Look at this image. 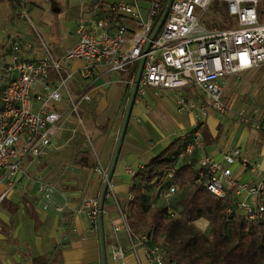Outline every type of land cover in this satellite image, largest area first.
<instances>
[{
    "label": "built area",
    "instance_id": "obj_1",
    "mask_svg": "<svg viewBox=\"0 0 264 264\" xmlns=\"http://www.w3.org/2000/svg\"><path fill=\"white\" fill-rule=\"evenodd\" d=\"M145 1L149 4L146 17L141 0L108 3L95 16L81 17L76 27L77 41L61 59L44 42L37 53L23 36L13 38L11 45L9 39L0 53V188L6 187L0 193V202L16 188L30 163L55 148V140L70 116L78 127L85 128L82 105L92 101L88 89L98 68L127 73L126 86L132 94L135 91L136 99L145 97L148 91L156 95L174 91L180 112L199 110L206 117L210 110L220 116L230 111L221 87L224 80L264 67L260 0H173L165 10L159 1ZM215 3L225 4L231 17L223 28L205 23ZM75 63L79 68L70 70ZM76 75L85 84L78 94L71 89ZM194 89L202 98L186 97V92ZM238 117L240 123L264 134V111L254 110L249 116L240 113ZM203 128L199 120L172 157L173 168L155 185V200L163 203L169 216H180L172 205L178 188L166 184L178 168L187 165L195 172L197 187L220 200H231L228 221L242 217L250 223L264 224V171L246 161L239 149L226 153L223 161L204 153ZM198 152L203 153L196 160ZM236 162L249 164L260 180L239 182L231 169ZM101 173L105 197L115 199L109 176ZM38 191L45 200L44 210H64L65 204L58 201L52 184L40 181ZM82 208L88 215L90 232L97 233L102 204L88 197ZM148 239L141 236L142 242ZM132 247L135 249L134 243ZM124 251L119 249L115 256H123ZM147 257L153 264H176L166 262L160 244L147 247Z\"/></svg>",
    "mask_w": 264,
    "mask_h": 264
},
{
    "label": "crops",
    "instance_id": "obj_2",
    "mask_svg": "<svg viewBox=\"0 0 264 264\" xmlns=\"http://www.w3.org/2000/svg\"><path fill=\"white\" fill-rule=\"evenodd\" d=\"M50 1L53 14L65 13V16L74 17L77 27L81 17H93L100 7L120 0H99L97 5L93 0ZM219 5L226 7L225 4ZM26 8L35 13L41 11L42 5L39 0H0V53L9 39L11 45L17 36H23L34 45L37 53L41 52V42L36 35L19 31L18 24L24 18ZM227 22L228 19L218 25L212 23L207 26L223 28ZM57 23L58 17L51 18L52 28L55 26L57 29ZM43 39L53 54L61 59L65 51L75 45L76 29L69 32L67 43L55 34L43 36ZM79 66L75 63L69 69L75 71ZM254 76L255 70L221 83L227 106L232 100L236 102L234 106H246L242 99L252 96L251 80ZM128 77L127 73H112L98 68L88 89L92 101L82 105V116L87 119L83 131L78 130L75 118L70 116L55 140V148L30 163L26 167V175L20 177L16 188L0 202V264H153L147 257V247L153 246L149 245L150 239L142 242L141 236L145 234L135 233L136 225H141V222H137L138 209L132 203V187L144 167L172 143L177 142V146L170 155L182 148L203 117L198 111L187 112L186 122H175L170 112L172 103L168 100L174 91L160 95L148 91L145 97L133 102L124 128L126 108L128 110L131 100L126 86ZM83 85L76 75L71 89L78 94L85 89ZM176 107L179 113H183L178 110L177 104ZM220 118L210 110L205 123L202 122L203 130L208 131L204 153L223 161L226 153L239 149L246 161L264 171V134L240 123L237 117L230 131L226 132V139L220 142ZM101 119L105 120L103 124ZM176 132L178 137L169 145ZM89 142L94 155L88 152ZM202 153L198 152L195 159ZM68 156L72 163L63 169L60 163ZM231 169L239 182L257 183L260 180L258 172L249 164L236 162ZM100 171L109 176L115 199L105 197L106 189ZM40 181L54 186L58 201L65 204L62 212L43 209L45 200L38 191ZM5 188L2 186L0 193ZM154 188L147 194L141 208L162 204L160 200H155ZM88 197L97 198L102 203L97 233L90 232L88 215L82 208ZM195 225L203 232L209 229V221L205 218L197 220ZM119 249L125 250L121 257L115 256ZM166 262L169 263L167 259Z\"/></svg>",
    "mask_w": 264,
    "mask_h": 264
},
{
    "label": "trees",
    "instance_id": "obj_3",
    "mask_svg": "<svg viewBox=\"0 0 264 264\" xmlns=\"http://www.w3.org/2000/svg\"><path fill=\"white\" fill-rule=\"evenodd\" d=\"M160 3L165 10L169 0ZM219 7L217 3L212 6L224 15L226 7ZM129 97H132L131 92ZM203 134L207 139L208 131L203 130ZM176 146L177 142L172 143L147 164L137 175L138 180L132 187V203L138 209L137 222H140V217L148 214L149 245L157 243L156 239L160 237L166 259L176 264H264V224L250 223L242 217L228 221L226 212L231 206V200H220L204 188L197 187L195 172L190 166L178 168L174 178L166 184V187L176 185L178 188L172 205L180 211L179 217L169 216L163 203L153 208H141L148 192L173 168L172 157L181 149L170 155ZM201 218L209 221V229L205 232L195 225ZM140 231V225H136L135 232Z\"/></svg>",
    "mask_w": 264,
    "mask_h": 264
},
{
    "label": "rangeland",
    "instance_id": "obj_4",
    "mask_svg": "<svg viewBox=\"0 0 264 264\" xmlns=\"http://www.w3.org/2000/svg\"><path fill=\"white\" fill-rule=\"evenodd\" d=\"M39 4L42 5V9H41L42 12L37 11L35 13L34 12L32 13V11H29L26 8L25 13L23 14L24 18L18 24L19 31L27 35H30L31 33L33 35H36L39 42L41 43L44 41L43 36L46 37V35H49V34H55L61 39L62 42L67 43L69 32L72 30L75 31L76 29L75 18L67 16V15L65 16V13L59 14V15L53 14L52 13V1L50 0H39ZM148 6H149L148 2H146L145 0H141V7L143 8V14L145 17H146ZM219 6H220L219 9H221L222 6L221 5ZM258 12L260 16V21L264 23V0H260ZM36 14L38 15L36 16ZM41 15H43L42 18H41ZM53 17H58L57 29H55V26L54 28L50 26L51 18ZM227 19H231V17L229 16L227 7L225 8L224 15H221L219 10L211 8V10L207 14V21L205 23L208 25H211L212 23L215 25H218L221 22H226ZM251 83L253 85L252 96L244 97L242 99L243 103H245L246 106H244L243 104H241L240 106L239 105L234 106L236 102L234 100L229 101L228 108L230 110L233 107V109L230 112H228L226 115L220 116L221 117L220 124L222 125V128H221L222 134L220 136V142L226 139V132L230 131L232 126L235 124V120H237V117L241 111H243V113L246 114L247 116H249L250 113L253 112L254 110H259L261 112L264 111V67L255 70V76L251 80ZM186 93H187L186 95L189 98L192 97L193 95H198L199 98H202L200 92L195 89L192 91H188ZM176 94L177 92H173L168 97V100L172 103L170 104L171 116L174 118L175 122H186V119H188V113L187 112L179 113L177 111V107L175 103ZM197 111L199 113L198 112L196 113H198L201 117H203L201 122L205 123L206 117L202 116V113L199 110ZM83 120H84V123H87L86 118H83ZM104 121L105 120L101 119L100 123L103 124ZM78 130L81 132L83 131V129L80 127H78ZM177 137H178V133L176 132V134L168 142L169 145H170V142L172 143ZM90 142L88 144V152H90L91 155H94V149L91 146ZM70 163L72 162L70 161V158L68 156V157H65V159L63 158V160L60 163V166H62L64 169V167H67ZM150 193L151 192H148V195ZM115 205L118 206L116 202H115ZM137 216L138 215L136 214V217ZM147 217H148V214L146 216L140 217L141 231L137 233L148 235L149 229L147 227ZM156 242L162 243V239L159 237L156 239Z\"/></svg>",
    "mask_w": 264,
    "mask_h": 264
},
{
    "label": "water",
    "instance_id": "obj_5",
    "mask_svg": "<svg viewBox=\"0 0 264 264\" xmlns=\"http://www.w3.org/2000/svg\"><path fill=\"white\" fill-rule=\"evenodd\" d=\"M94 3L97 5L99 3V0H93ZM173 0H169V3H168V6L167 8H169V6L171 5ZM165 19V15H164V18L163 20ZM134 97H135V91L133 92L132 94V97H131V100H130V103H129V107H128V110H127V115H126V118H125V123H124V128L129 120V116H130V113H131V109H132V105H133V102H134Z\"/></svg>",
    "mask_w": 264,
    "mask_h": 264
}]
</instances>
